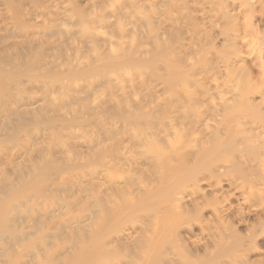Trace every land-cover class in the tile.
<instances>
[{
    "label": "rangeland",
    "instance_id": "rangeland-1",
    "mask_svg": "<svg viewBox=\"0 0 264 264\" xmlns=\"http://www.w3.org/2000/svg\"><path fill=\"white\" fill-rule=\"evenodd\" d=\"M109 1L0 0V264H110L109 257L123 255L127 246L129 252L125 255L136 251L140 237L121 243L113 241L111 236L114 238L113 234L128 224L129 216L159 213L169 204V199L158 192L161 190L156 182L152 183L147 187L155 191L143 200L144 210L141 207V211L127 214L128 204L135 201L133 195L127 204L120 197L115 201L109 198L111 194L104 193L99 183L94 187L87 180L86 174L89 175L94 165L112 169L111 162H119L115 153L123 150L119 141L122 129L117 132L119 127L114 126L117 131H112L109 123L118 124L123 113L130 114L139 108L144 111L143 117L155 120L166 105L156 107L145 103L157 98L151 85L159 84L164 98L184 99L188 90L208 85L202 75L204 68L214 66L230 52L242 55L246 67L256 64V57L250 55V49L242 47L241 41L235 43L237 49L229 48L232 46L228 47L221 37L207 44L209 48L205 45L206 49L201 44L195 49L187 48L188 29L199 32L197 37L201 34V19L196 18L193 9L187 8L186 20L191 27L183 29L180 25L166 26L161 14L156 15L162 16V20L150 16L152 24L143 19L151 9H143L141 15L138 0H115L114 6ZM249 1L255 5L253 23L258 26L260 37L256 42L262 43L264 13L260 10L263 8L258 6V0ZM61 3L71 15L66 20L57 10ZM108 3L118 8L119 14L124 10L126 15L129 10L142 20L132 13L128 15L130 19L123 13L114 16L115 13L108 11L111 7ZM120 21L131 28L132 24V29L137 25V31L125 26V30L132 31L125 32L119 26ZM150 24L156 31L150 29ZM83 25L89 27L92 35H84ZM99 27L114 44L107 45V40L93 34ZM171 67H179V78L172 76L177 69ZM255 67L249 72L258 71L259 75L256 70L259 68ZM129 81L142 83L144 90L143 86L142 90L136 88L133 96L130 87L125 86ZM120 88H127V99L121 97ZM141 100L143 103L139 104ZM43 132L45 139L36 141ZM139 184V181L127 183L135 188ZM225 195H230V191ZM218 202L212 195L201 201V221L193 219L191 204L183 206L190 212L185 217L191 222V232L184 225L185 217L163 229L145 227L143 233L152 234L151 247L155 251L146 255L136 251L134 263L264 264V214L245 209L242 213L222 215L212 225L218 230L215 237L209 240L203 237L200 226L212 223L211 210ZM101 212L109 215L106 223H110L106 227L101 223L102 230L108 227L105 234L101 230L102 242L97 237L102 226L98 227L97 219ZM174 231L178 238L172 249L160 241L163 233L169 236ZM199 236L201 247L192 242ZM159 244L165 245L166 251ZM182 252L189 254L188 261L180 260Z\"/></svg>",
    "mask_w": 264,
    "mask_h": 264
},
{
    "label": "bare ground",
    "instance_id": "bare-ground-1",
    "mask_svg": "<svg viewBox=\"0 0 264 264\" xmlns=\"http://www.w3.org/2000/svg\"><path fill=\"white\" fill-rule=\"evenodd\" d=\"M166 1H168V4L170 3V7H167ZM258 1L259 4H256L264 10V0ZM110 2L111 5L115 4V0H110ZM137 2L140 12L136 11L140 14L147 7L151 9L152 15L148 12L146 17L143 15V19L149 21L150 16L158 19L163 16L162 18L166 26L178 27L180 25L183 29H185L184 27H191L190 21L186 20L187 8L193 9L196 13V18L201 19V26H199L201 27V34L197 37L199 28L197 31V28L194 29L198 33L193 32L191 28L188 29L187 32H189L190 40L188 43L185 41L187 48L195 49L199 44L205 48V45L211 44V42L221 37L227 42L228 47L229 45L232 46L229 48L237 49L235 43L241 41L245 46L242 45V47L250 49V55L253 54L256 57L255 65L259 68L256 69L259 70V75L256 74L258 71L255 73L257 76L254 74L255 71L250 70L249 72V69L251 67L253 69L255 65L253 66L252 64L250 68L247 66L248 71L245 70L244 67L246 65L243 63L245 60L238 52H230L231 54L229 53L225 58L218 60L216 57H213L217 60L216 64L209 68L205 67L202 74L208 85L204 88L203 86H199L197 89L188 90L184 99L176 100L172 98L173 96L170 99L164 98L165 94L162 88L158 87L159 84L158 86L157 84L151 85L157 92V98L145 100V103H150L149 105L154 104L156 107H161L163 104L166 105L165 107L163 105L164 112L159 114L160 117L157 115L155 120L149 118V116V119L146 118L147 116L143 117L145 116L143 115L144 111L139 108L135 111L133 110L134 112L132 113L129 110L130 114L123 113V111L124 115H122L120 123H109V128L112 131L118 127L119 131L115 129L117 132H120V128L122 129V132L119 134L120 140L118 138L117 140L122 143L123 150L120 151L118 149L115 153L119 162H111L112 169L100 164L94 165L89 175L86 174L87 180L91 181L94 187L99 183V186L104 187H100L103 191L105 190L104 193L111 194L109 198L112 197V200L115 198V201H118L120 197L127 204L131 201V196L133 195L135 201L128 204L127 214L144 210L143 204L145 202L143 200H146L147 196L154 190L147 186L152 183L156 182L157 187L161 190L158 192L166 195L169 199V204L159 213L150 214L148 212H141L143 214L140 213L138 216H129L128 224L113 234L114 238L111 236L113 241H120L121 243L129 241L134 236L140 237L141 239L138 241L135 249L139 255H146L154 252L155 248L151 247L152 234L143 233L145 227L163 229L164 226L170 225L181 217L189 215V210L183 209V206L187 203L194 207L192 210L193 219L201 221V201L205 200L207 195H212L219 201L211 210L212 223H208L204 227L200 226L204 231L203 237L208 240L211 237H215L218 233V230L213 229L212 225L222 215L235 212L242 213L245 209H248L249 213L264 214V40L262 43L256 42L260 38L258 36L259 29L253 23L255 14L253 13L252 15V11H255V8H253L255 5H252L249 0H138ZM111 5L109 4V6ZM122 5H118L119 8H122ZM110 8H108L109 12L118 13L116 11L118 8L113 7L112 10ZM123 8L128 9L125 6ZM129 9L131 10L132 8L129 7ZM57 10L63 16V20L70 18L71 15H69L70 13L68 14L65 5H58ZM262 10H260L261 14L264 13ZM124 12L123 10V12L118 14L125 15ZM128 12L125 18L131 13L132 16L136 14L129 10ZM115 14L112 15H118ZM156 14H161L162 16L159 15V18ZM111 16L109 15V17ZM136 16L135 18L138 20L139 18L141 19V17L138 18L137 14ZM128 17L126 19H130ZM240 17L241 19H239ZM150 21H152V18ZM121 23L123 24L120 21L119 26H122V30L130 27L127 26L126 22H124L126 27L121 25ZM128 24H131L130 21ZM151 24L150 29L154 27ZM131 26L134 28L132 24ZM84 27V29L82 28L84 35H92L90 34L89 27ZM131 29H129L130 32H132ZM135 29L137 31V25ZM135 29H132L133 32ZM153 29V32L156 31L155 28ZM92 32L95 35H99L101 39L107 40L109 42L107 45L114 44L113 42L111 44V37L100 30V27ZM184 46L182 47L184 48ZM217 46L213 48L217 49ZM228 47L223 48L227 49ZM254 56L253 58H255ZM169 64H173L171 59L169 60ZM180 74L178 67L172 73V76L179 78ZM125 86L127 88L130 87L129 91L134 96L136 88L142 90L143 85L139 82L129 81ZM126 89H121L123 91L121 97H125V99L128 98L125 93ZM142 101L138 103L142 104ZM97 102L99 103V101ZM98 103L96 104L98 105ZM125 111L127 112V110ZM45 137V134L40 135L35 140H44ZM100 139L102 141V138ZM81 176L86 177L84 175ZM77 179H79V176ZM131 181H139L138 188L128 186L127 183ZM169 181L171 183L165 185ZM227 191H230V195H225ZM229 198L233 200H229ZM141 207L142 209H139ZM99 209L104 212L103 208ZM93 211L95 210L93 209ZM102 215L101 217H97L100 220H98V227L102 225L98 229L97 236L101 242L103 240L102 237L104 238L101 235H104L108 228L105 231L102 230L103 224L101 223L110 225V223H106L109 215L107 213ZM112 224L114 227V223ZM190 224L191 222L187 221L185 217L184 225L186 229L188 228L187 231L191 232L192 226ZM173 227L171 226V228ZM101 230L105 233L101 234ZM161 238L163 239L160 242L168 244L173 249V245L178 238V233L174 231L169 236L163 233ZM219 238L223 237L220 235ZM218 241L222 242L220 239ZM192 242L195 246L199 247L203 244L201 236L194 237ZM159 245L160 249H164L165 245L164 247L161 244ZM169 246L166 245V247ZM126 249L128 250V246ZM127 250L125 251L129 252ZM136 251H133V253ZM125 253H122L123 255L120 256L116 255L117 257H112V259L109 257L110 262H112L110 264H135L134 261L137 259L133 258L135 255L133 256V253H129L132 256L130 257L129 254L125 255ZM189 257L187 252H182L181 256H179L183 262ZM106 262H109L108 259H106Z\"/></svg>",
    "mask_w": 264,
    "mask_h": 264
}]
</instances>
